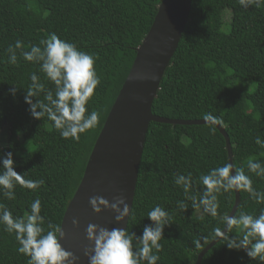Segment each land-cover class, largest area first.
Returning a JSON list of instances; mask_svg holds the SVG:
<instances>
[{
	"label": "trees",
	"instance_id": "obj_1",
	"mask_svg": "<svg viewBox=\"0 0 264 264\" xmlns=\"http://www.w3.org/2000/svg\"><path fill=\"white\" fill-rule=\"evenodd\" d=\"M162 0H0V154L13 153L15 170L26 179H43L36 191L17 185L16 199L0 195V203L14 216L26 217L31 202L41 200V215L61 224L74 195L107 114L131 68L136 48L148 32ZM56 33L61 39L92 54L100 77L88 113H99L95 128L80 134L79 141L64 139L45 116L33 118L24 96L35 72L46 90L55 86L40 71L39 64L25 61L16 50L18 65H10V44L19 40L22 50ZM16 86L13 96L9 89ZM47 103L44 93L37 98ZM151 111L157 116L201 119L211 113L228 134L232 163L252 176L253 187L264 190V179L247 172L248 160L264 162V7L241 8L238 0H191L188 21L170 59ZM86 113V115L88 114ZM3 130V131H2ZM2 131V132H1ZM228 162L225 140L216 127L207 124H170L151 121L139 164L135 194L127 230L140 236L150 224L147 213L163 207L172 221L165 226L157 264H195L198 253L223 228L220 217L233 207L234 192L218 196L216 218L192 208L183 189L174 184L177 173H192L190 195H199V176ZM184 202L186 210L178 205ZM248 193L239 192L233 215L241 210L256 212ZM232 235H239L232 230ZM224 234L202 256L200 264H264L243 250L229 249ZM14 234L0 227V264H27L17 252Z\"/></svg>",
	"mask_w": 264,
	"mask_h": 264
},
{
	"label": "clouds",
	"instance_id": "obj_2",
	"mask_svg": "<svg viewBox=\"0 0 264 264\" xmlns=\"http://www.w3.org/2000/svg\"><path fill=\"white\" fill-rule=\"evenodd\" d=\"M238 2L244 9L264 7V0ZM17 49H21V56L25 61L39 64L44 77L55 86L53 95L52 90L45 89L35 72L30 74L31 84L26 90L24 100L29 105L31 116L37 120L46 116L62 138H71L74 141H79L81 133L95 128L99 113L95 110L88 113L87 108L100 84V77L94 67V56L78 49L75 43L61 39L54 32L41 39L38 45H32L29 51L22 50V42L19 40L10 44L6 50L9 53L7 62L10 65H18ZM16 91L17 87L14 85L9 89L13 96ZM41 93H44L47 103L38 99L33 102L32 98H37ZM203 120L209 127L222 124V121L210 112L204 115ZM255 144L264 148V140L259 136L255 138ZM14 165L12 152L0 154V195L9 201L16 199L17 185L36 191L45 183L43 179L24 178L15 170ZM247 172L264 179V162L248 160ZM199 183L202 186L200 194L190 195L189 191L194 184L192 173H177L174 177V184L183 189L186 200L192 203V208L201 212L198 219H203L206 215L213 218L219 215L220 194L243 191L248 193L249 198L254 199L256 204H264V190L253 187L252 176L248 175L243 167L237 170L231 162L201 174ZM89 204L96 213H99L102 207L111 208L117 213L115 221L118 223L130 214V207L123 196L114 198L112 203L103 197H90ZM178 207L183 211L188 205L181 202ZM29 208L26 217L14 216L8 206L0 203V227L4 232L15 235L19 245L17 252L28 257L27 264H74L79 258L66 251L59 242L65 235L61 225L49 221L45 229L41 200L37 197ZM146 217L151 223L143 226L140 236L129 232L127 228L109 230L89 224L86 228V238L92 246L84 249L89 264H157L161 259L159 253L163 249L160 241L164 238V228L171 223L172 218L160 205L153 207ZM220 220L223 228L216 231L231 240V243H225L229 249L243 250L252 260L264 262V208L259 209L258 214L241 210L236 215H223ZM72 224H77L75 218ZM234 229L239 235H232Z\"/></svg>",
	"mask_w": 264,
	"mask_h": 264
},
{
	"label": "water",
	"instance_id": "obj_3",
	"mask_svg": "<svg viewBox=\"0 0 264 264\" xmlns=\"http://www.w3.org/2000/svg\"><path fill=\"white\" fill-rule=\"evenodd\" d=\"M190 8L191 0H162L148 32L136 48L131 68L94 142L83 176L60 224L65 235L59 242L66 251L79 258L74 264H89L84 255V249L92 246L86 238L89 224L109 230L126 228L129 217L118 223L115 221L117 213L111 208L102 207L96 213L89 198L99 196L112 203L114 198L123 196L131 211L149 123L206 124L203 118H167L151 111L164 72L188 21ZM215 127L224 137L228 162L232 163L228 134L223 126ZM234 195L229 215L234 214L239 203V193L234 192ZM73 218L77 220L76 225L72 224ZM222 234L198 253L195 264L201 263L202 256Z\"/></svg>",
	"mask_w": 264,
	"mask_h": 264
},
{
	"label": "rangeland",
	"instance_id": "obj_4",
	"mask_svg": "<svg viewBox=\"0 0 264 264\" xmlns=\"http://www.w3.org/2000/svg\"><path fill=\"white\" fill-rule=\"evenodd\" d=\"M2 131H3V130H2ZM2 131H1V132H2Z\"/></svg>",
	"mask_w": 264,
	"mask_h": 264
}]
</instances>
